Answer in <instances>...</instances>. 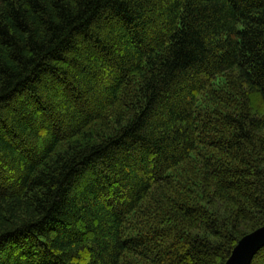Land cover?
Returning <instances> with one entry per match:
<instances>
[{
    "label": "trees",
    "instance_id": "16d2710c",
    "mask_svg": "<svg viewBox=\"0 0 264 264\" xmlns=\"http://www.w3.org/2000/svg\"><path fill=\"white\" fill-rule=\"evenodd\" d=\"M263 227L264 0H0V264H226Z\"/></svg>",
    "mask_w": 264,
    "mask_h": 264
},
{
    "label": "water",
    "instance_id": "95a60500",
    "mask_svg": "<svg viewBox=\"0 0 264 264\" xmlns=\"http://www.w3.org/2000/svg\"><path fill=\"white\" fill-rule=\"evenodd\" d=\"M264 245V227L240 240L226 264H250L254 253ZM233 257V260H229Z\"/></svg>",
    "mask_w": 264,
    "mask_h": 264
},
{
    "label": "bare ground",
    "instance_id": "6f19581e",
    "mask_svg": "<svg viewBox=\"0 0 264 264\" xmlns=\"http://www.w3.org/2000/svg\"><path fill=\"white\" fill-rule=\"evenodd\" d=\"M232 260H233V257L229 260V262L232 261Z\"/></svg>",
    "mask_w": 264,
    "mask_h": 264
}]
</instances>
